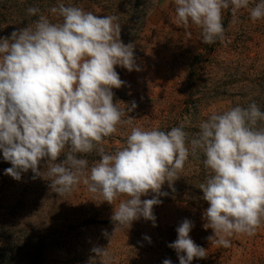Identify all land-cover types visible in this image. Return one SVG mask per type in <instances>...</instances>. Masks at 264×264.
<instances>
[{"label":"clouds","instance_id":"clouds-1","mask_svg":"<svg viewBox=\"0 0 264 264\" xmlns=\"http://www.w3.org/2000/svg\"><path fill=\"white\" fill-rule=\"evenodd\" d=\"M235 16L248 10L250 20H264V0H174L176 23L201 29L202 43L225 39L224 10ZM56 22L29 6L27 27L0 38V152L11 164L4 174L20 181L23 173L49 181L60 196L81 182L102 202L113 205L111 242L117 231L143 218L156 225L154 206L162 203V185L180 177L190 156H203L206 178L199 185L208 207L202 213L207 239L231 247L234 235L254 236L264 227V111L255 102L213 112L194 134L186 123L168 131L132 127L124 144L105 150L106 137L118 125H130L135 101L126 111L114 103L113 89L126 84L116 66L140 71L133 43L121 40L115 15H96L76 5L48 9ZM98 159L89 165L87 155ZM43 162V170L41 164ZM149 192L150 199H141ZM194 223L185 218L176 228L174 249L179 264L203 259L207 249L190 237ZM144 239L151 243L150 237ZM110 244V243H109ZM89 264H110L108 247H93ZM162 264H172L164 259Z\"/></svg>","mask_w":264,"mask_h":264},{"label":"rangeland","instance_id":"rangeland-1","mask_svg":"<svg viewBox=\"0 0 264 264\" xmlns=\"http://www.w3.org/2000/svg\"><path fill=\"white\" fill-rule=\"evenodd\" d=\"M140 8L144 18L121 40L135 45L141 70L116 66L126 84L113 89L114 103L121 109L126 111L132 101L137 107L124 117L133 118L130 125H118L117 132L105 138L106 151L121 147L132 127L168 131L184 122L185 130L194 134L213 112L247 107L253 101L264 111V20L253 23L245 9L235 16L224 10L225 39L205 44L199 27L185 30L177 25L174 0H142ZM200 53L201 61L195 62ZM85 158L89 165L98 159L95 152ZM202 160L203 156H190L180 177L171 186L167 181L162 185L167 195L153 208L157 226L141 218L130 229L117 231L110 242L103 232L113 233L111 216L126 197L113 205L102 202L82 182L60 196L49 181L33 179L31 170L16 181L4 174L11 164L0 152V264H89L96 246L108 247L110 264H162L166 258L179 264L175 250L167 245L177 239L176 228L185 218L194 223L190 237L207 249L206 258H194L192 264H226L225 248L211 243L207 237L214 235L212 229L203 228L208 203L199 188L206 178ZM153 195L149 192L141 199ZM217 250L223 258L215 255Z\"/></svg>","mask_w":264,"mask_h":264},{"label":"trees","instance_id":"trees-1","mask_svg":"<svg viewBox=\"0 0 264 264\" xmlns=\"http://www.w3.org/2000/svg\"><path fill=\"white\" fill-rule=\"evenodd\" d=\"M142 0H0V36L6 31L27 27L37 17H29L26 9L29 6H36L41 9L53 22L56 17L52 16L48 9L52 6L64 3L76 5L86 11H92L96 15H115L121 24V35L131 31L133 24L144 18L143 8H140ZM127 11L124 13V11ZM130 11V14L128 13ZM143 21V20H142ZM142 23V22H141ZM203 55L197 54L195 62H200Z\"/></svg>","mask_w":264,"mask_h":264},{"label":"built area","instance_id":"built-area-1","mask_svg":"<svg viewBox=\"0 0 264 264\" xmlns=\"http://www.w3.org/2000/svg\"><path fill=\"white\" fill-rule=\"evenodd\" d=\"M230 240L231 247L225 248L226 264H264V227L254 236L234 235ZM214 253L222 257L219 250Z\"/></svg>","mask_w":264,"mask_h":264}]
</instances>
